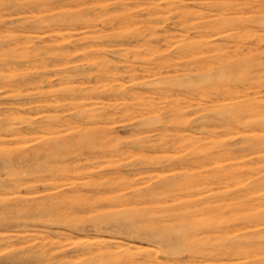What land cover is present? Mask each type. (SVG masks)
Masks as SVG:
<instances>
[{"label": "bare ground", "instance_id": "6f19581e", "mask_svg": "<svg viewBox=\"0 0 264 264\" xmlns=\"http://www.w3.org/2000/svg\"><path fill=\"white\" fill-rule=\"evenodd\" d=\"M157 148L179 155L123 163ZM8 188L0 226L47 234L1 233L0 252H15L0 264H264V0H0ZM147 201L188 224L174 239L148 230ZM79 204L109 207L86 226ZM66 227L160 242L163 255L119 238L71 250Z\"/></svg>", "mask_w": 264, "mask_h": 264}, {"label": "rangeland", "instance_id": "374dc122", "mask_svg": "<svg viewBox=\"0 0 264 264\" xmlns=\"http://www.w3.org/2000/svg\"><path fill=\"white\" fill-rule=\"evenodd\" d=\"M13 100L11 99H2L1 102L2 104H10ZM121 136L122 137H127L128 133L126 132V128L124 127H119L118 128ZM24 142H21L20 144H18L20 147H22L24 144ZM29 144V143H27ZM177 155H179V153H177L176 150L174 149H168V150H163V149H153V150H135L130 154H127L125 156H123V163L125 164H148L150 162H153V164H159L160 161L165 162V163H169V162H173V160L176 159ZM179 169V167H178ZM173 172V168L169 167L167 169H165L164 171L161 170H156V169H149V170H145L143 171V173L140 176V180L138 185L142 186V187H146L148 185L153 184L154 182L157 181V179L160 177V175L163 174H168V173H172ZM5 178V175L1 176ZM57 184H59L58 182H55ZM54 186V184H51L50 186H48L49 189H52V187ZM9 189V188H8ZM40 190H43L44 188L41 186L39 188ZM14 190H7V193L5 194H1L0 198H3L4 200H7L8 198L12 197V193ZM21 195H25L28 196L29 195V191L22 189L19 192ZM142 205H140L141 207ZM144 206H146L148 209H146V217L143 221V223H145L146 227L148 228V230H162L163 234L166 237H173L176 238V235L174 233V231L176 230V228H179L180 226L183 227L184 225L186 226L188 224V218L186 217V219L184 220L183 217L181 216H177V217H172V215H170V211L169 210H164V209H159L160 207H158V204L156 202H151V201H147V203L144 204ZM109 205L107 204H101L100 206H98L97 208H95L94 210L89 209V208H84L82 209V204H79L78 206H75L74 209L79 210V216L82 217L83 219H85V221L83 222V224H85L86 226H91L92 225V219L96 218L97 213H99V211H102L104 209H108ZM78 213V212H77ZM229 213H227L226 215H229ZM223 215V214H222ZM224 216V215H223ZM195 219H199V216L196 217ZM222 220H220V222H222ZM63 231H66L67 233L71 234L68 237H64L62 235H60V238L63 239V242L66 243V246L73 250L75 249L76 246H78L81 242H88V241H92L95 239H109V238H119L121 240H123L126 243H131L134 242L135 245L137 246H142L144 248L147 247H151L152 249H154V251H156L157 253H159L161 256L163 255V250L164 248L162 247V245L160 244V242H148L150 240H141L139 238H133L127 234H114L111 233L110 231L108 232H95V231H90L88 233H81V232H77L74 231L75 228L74 227H66V228H61ZM42 229H37L32 225H28V226H0V234H30L29 238H32L30 241L33 244H36L40 241V238L37 235H46V232L41 231ZM42 232V233H41ZM33 234V235H31ZM73 248V249H72ZM14 248L10 247L6 250H3L0 252V259H4L8 256H11L14 253ZM8 264V263H6Z\"/></svg>", "mask_w": 264, "mask_h": 264}]
</instances>
